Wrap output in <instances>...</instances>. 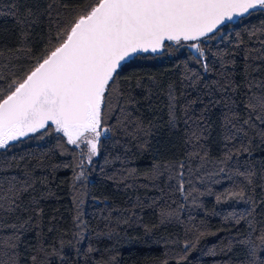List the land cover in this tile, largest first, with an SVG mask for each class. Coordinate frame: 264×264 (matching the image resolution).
Returning <instances> with one entry per match:
<instances>
[{
	"label": "trees",
	"instance_id": "1",
	"mask_svg": "<svg viewBox=\"0 0 264 264\" xmlns=\"http://www.w3.org/2000/svg\"><path fill=\"white\" fill-rule=\"evenodd\" d=\"M93 2L0 0V89L6 93L12 80H22ZM192 43L167 42L161 54L136 56L117 79L115 87L125 98L130 94L138 102L130 108L133 116L145 126L148 121L159 125L144 138L145 147L117 126L116 112L106 125L112 131L102 134L90 162L82 155L83 146L67 144L54 130L0 151V204L7 208L19 192L16 203L21 205L15 212L0 210V264H247L242 242L259 245L264 229V144L259 137L264 124L245 108L251 93H264V9L199 41L203 57L189 47ZM225 80L233 82L235 91H217L214 82ZM170 91L179 116L184 115L179 110L197 101L189 114L207 118V139L197 149L201 155L207 152L203 161L189 160L193 147L186 143L182 121L175 129L167 126ZM214 100L221 104H210ZM233 113L238 126L251 115L255 127L243 125L248 135L241 133L229 143L224 115ZM250 141V154L224 160L226 144L240 148ZM157 164L160 176L155 175ZM249 171L254 173L251 184L239 175ZM26 181L33 187L21 192ZM241 189L243 200L229 198ZM29 216L31 223L19 229ZM14 233L20 236L16 248L10 247ZM258 258L264 256L258 253Z\"/></svg>",
	"mask_w": 264,
	"mask_h": 264
},
{
	"label": "snow or ice",
	"instance_id": "2",
	"mask_svg": "<svg viewBox=\"0 0 264 264\" xmlns=\"http://www.w3.org/2000/svg\"><path fill=\"white\" fill-rule=\"evenodd\" d=\"M257 8L264 9V0H94L88 10L78 15L62 33L58 46L38 59L35 67L22 80H12L6 93L0 89V149L30 134H46L54 130L66 138L67 144L77 148L83 146L86 153L82 155H86L90 162L98 154L102 134L112 131L106 125L110 113L116 112L119 114L113 118L117 126L124 129L131 139L138 140V147H145L147 140L144 138L152 135L159 125L148 121L145 126L143 119L134 117L130 108L134 109L138 102L130 94L125 98V94L115 87L125 65L140 54L157 53L165 47L166 41L176 44L192 41L194 43L189 47L203 57L204 52L198 43L202 38H209V34H214L226 21ZM204 68L208 71L206 64ZM214 83L219 92L235 91L230 80ZM248 87L251 93V82ZM195 103L197 101H190L189 105L179 110L184 113L181 117L178 115L176 97L170 91L167 126L170 130L175 129L182 121L187 128L186 143L193 147V151L188 154L189 160L199 158L203 161L207 152L201 155L197 149H203L204 146L199 142L207 139L205 133L210 126L203 114L199 118L189 114L191 105ZM210 104L218 105L221 101H210ZM224 106L228 107L226 101ZM245 108L256 113V120L264 124V93H251ZM236 119L234 113L231 117L224 115V139L229 143L241 133L248 135L243 125L255 127L251 124V115L240 126L234 122ZM259 137L264 144V131L259 133ZM241 152L251 153V141L248 146L241 144L240 148H228L226 144L224 160L231 161ZM161 167L159 164L154 165L156 176L163 174ZM184 167L181 162V191L184 190ZM239 175L245 176L249 184L252 183L253 172H241ZM31 187L33 185L26 181L20 191L27 192ZM19 194L14 193L7 208L0 204V210L15 212L21 208L16 203ZM228 196L243 200L245 192L241 189ZM249 200L252 198L249 197ZM32 201L38 204L35 197ZM252 204L255 205V201ZM23 210L28 211L27 208ZM41 213L42 209L37 208L36 216ZM32 219L29 216L19 225V229H26ZM239 222L236 221L237 224ZM12 227L16 228V225ZM249 228L255 230L251 222ZM10 239V247H18L20 236L14 233ZM259 242V245L248 240L242 242L247 246V264H264V259L258 258V253L264 256V229H261Z\"/></svg>",
	"mask_w": 264,
	"mask_h": 264
},
{
	"label": "water",
	"instance_id": "3",
	"mask_svg": "<svg viewBox=\"0 0 264 264\" xmlns=\"http://www.w3.org/2000/svg\"><path fill=\"white\" fill-rule=\"evenodd\" d=\"M259 9H260V8H257L256 10H259ZM256 10H254V11H256ZM252 11H253V10H250V12H249L248 14H245V15H243V16L235 17V18H234L233 20H231V21H226L223 25L219 26L218 30H219L221 27H223L224 25L228 24V23H236V22H238L241 18H243V17L249 15ZM218 30H217V31H218ZM217 31H215L214 33H216ZM211 35H213V34H209V36H211ZM202 39H204V38H202ZM167 42L176 44V43L173 42V41H166L165 43H167ZM191 42H192V41H181V43H191ZM163 49H164V48L158 50L157 53H151V52H149V53H150V54H153V55L161 54V53L163 52ZM143 54H148V53H143ZM140 55H142V54H140ZM134 58H135V57H134ZM134 58H133V59H134ZM30 135H33V134H30ZM30 135H29V136H30ZM24 138H26V137H23V138H21V139H24ZM21 139H19V140H21ZM17 141H18V140H17ZM17 141L10 142L9 145H10V144H13V143H15V142H17ZM7 147H8V146H7ZM7 147H6V148H7ZM6 148H4V149H6ZM1 150H3V149H0V151H1Z\"/></svg>",
	"mask_w": 264,
	"mask_h": 264
}]
</instances>
